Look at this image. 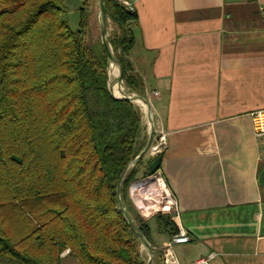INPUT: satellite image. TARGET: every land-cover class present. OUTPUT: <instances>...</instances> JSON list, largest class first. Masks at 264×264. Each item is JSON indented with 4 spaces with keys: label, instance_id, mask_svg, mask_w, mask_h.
<instances>
[{
    "label": "trees",
    "instance_id": "16d2710c",
    "mask_svg": "<svg viewBox=\"0 0 264 264\" xmlns=\"http://www.w3.org/2000/svg\"><path fill=\"white\" fill-rule=\"evenodd\" d=\"M67 1L0 0V263L61 264L69 251L79 264H147L117 195L143 151V114L112 95L103 43L87 46L91 0H83L76 32L65 19ZM105 2L121 28L112 45L123 80L137 90L128 61L137 13ZM143 163L124 176L121 200L157 249L151 222L128 201ZM154 223L162 234L178 232L170 216Z\"/></svg>",
    "mask_w": 264,
    "mask_h": 264
},
{
    "label": "crops",
    "instance_id": "0c3cea01",
    "mask_svg": "<svg viewBox=\"0 0 264 264\" xmlns=\"http://www.w3.org/2000/svg\"><path fill=\"white\" fill-rule=\"evenodd\" d=\"M120 1L137 13L128 61L140 83L122 85L151 103L154 136L167 134L158 179L191 238L174 248L177 261L264 264V137L254 125L264 112V0ZM143 112L142 150L152 129ZM143 160L142 174L151 159ZM142 174L128 193L139 216ZM152 239V264H162L155 253L170 236L155 225Z\"/></svg>",
    "mask_w": 264,
    "mask_h": 264
},
{
    "label": "built area",
    "instance_id": "2783aa9c",
    "mask_svg": "<svg viewBox=\"0 0 264 264\" xmlns=\"http://www.w3.org/2000/svg\"><path fill=\"white\" fill-rule=\"evenodd\" d=\"M130 11H134L132 5L128 2L121 1ZM264 16V10L262 12ZM158 96V93L154 94ZM255 133L257 137H264V112H259L254 116ZM154 129L153 126L150 125ZM167 148V134L164 131H159L157 136H154L152 145L147 152V157L151 161L164 154ZM159 172L153 176L148 177L147 180L137 184L138 200L136 202L137 209L141 216L148 220L153 216L159 214H172L173 219L178 218L176 204L172 201V196L166 186H162V182L158 179ZM178 232L170 237L169 241L164 245L161 255L162 264H179L174 254V248L179 245L189 244L191 238L184 228L177 224ZM213 256L208 258H200L193 262V264H209Z\"/></svg>",
    "mask_w": 264,
    "mask_h": 264
},
{
    "label": "rangeland",
    "instance_id": "374dc122",
    "mask_svg": "<svg viewBox=\"0 0 264 264\" xmlns=\"http://www.w3.org/2000/svg\"><path fill=\"white\" fill-rule=\"evenodd\" d=\"M83 4H84L83 0H68L65 4V11H66L65 12V19L69 23L71 30L74 32L78 31L79 27H80L81 9L84 7ZM101 5H102L101 0H91L87 7L85 5V14L87 16V20H88V24H89V28L87 30L86 42H87V46L90 48H92L94 45L98 44L99 42H102L103 21H102V15H101ZM106 34H107L108 41L110 42V44L112 46L114 54L119 55L120 52L118 50L114 49V46L112 45V43L114 42V40L117 37L120 36L121 28L109 19L108 24H107ZM113 66L116 69L117 64L114 63L110 67V75H111V79H112V80H110V83L113 86L112 90L115 89L116 92H114V93L116 95H118V94L123 95L126 93L125 89H124V86L126 85V83L124 81V86L117 83V81L115 80V78H116L115 76H117L118 70L116 69V72H114L115 74H113V72H112ZM134 104L140 108V110L144 116V112H143L144 110H143L142 106H140V104L135 103V102H134ZM148 130H149V126L147 124L146 125V131L148 132ZM161 215L170 216V218H172V220L174 221L172 214L164 213ZM151 225H152L153 231H155V224L151 223ZM176 226H177V224H176ZM141 249H142V247H141ZM145 260L148 262V257L146 255H145ZM0 264H6V263L2 262ZM61 264H79V263L77 260H75L73 257H71L69 255V251H67L62 255Z\"/></svg>",
    "mask_w": 264,
    "mask_h": 264
},
{
    "label": "water",
    "instance_id": "95a60500",
    "mask_svg": "<svg viewBox=\"0 0 264 264\" xmlns=\"http://www.w3.org/2000/svg\"><path fill=\"white\" fill-rule=\"evenodd\" d=\"M101 4H102L101 5V15H102V21H103L102 43H103V46H104V48L106 50V53H107V56H108L110 64L116 63L119 66V76L117 78V83L122 85L123 81H124L123 80L124 71H123L122 66L120 65L119 61L117 60V58H116V56H115V54L113 52L112 46H111L110 42L108 41L107 34H106L107 24H108V20L109 19H108V11H107V6H106L105 0H101ZM109 78H110V76H109ZM112 87H113L112 84L109 82V89H110V91H111V93L113 95ZM115 98H117V97H115ZM117 99H127V100L132 101L133 103L136 100L140 99L143 102L144 106H146V108H147V117H149V119L152 122V126H153L152 106H151V103L147 99H145L143 97L135 96V95H126V94L123 97H119ZM153 139H154V130L152 128L151 129L150 138H149V141H148V144H147L146 148L139 154V156L131 163L129 168L125 171V173L123 174V177L120 180V182L118 184V187H117V195H118V201H119L120 209L122 210V212H123L128 224H129V226L131 227V229L133 230V232L135 233V235L139 239L141 247L143 249L147 250L150 253V255H151V258L147 262V264H152V260H153V257H154L155 249L145 239V237L137 230V227H136V225L134 223V220L132 219V217L128 213L126 207L124 206V204H123V202L121 200V186H122L123 178L126 175V173L128 171L132 170L133 168H135L146 157L147 152L149 151V149H150V147L152 145ZM162 162H163V155H161V156L157 157L155 160H153L152 163L150 164V166L148 167L147 176L148 177L155 176L160 171L161 166H162Z\"/></svg>",
    "mask_w": 264,
    "mask_h": 264
},
{
    "label": "bare ground",
    "instance_id": "6f19581e",
    "mask_svg": "<svg viewBox=\"0 0 264 264\" xmlns=\"http://www.w3.org/2000/svg\"><path fill=\"white\" fill-rule=\"evenodd\" d=\"M111 66H112V64H110V66H109V76H110V80H112V79H111V75H110V67H111ZM116 69L118 70V72H117V76H115V77H116L115 80L117 81V78H118V76H119V66H118V64H117ZM116 69H115L114 66L112 67V72H113V74H115L114 72H116ZM112 92H113V95H114L115 97H117V98H119V97H123V96L125 95V94H123V95H116V94L114 93V92H116L115 89L112 90ZM135 103L140 104V106H142L143 110H144V111L146 112V114H147V108H146V106H144L143 102H142L140 99L136 100ZM149 125L152 126V122H151V120L149 121Z\"/></svg>",
    "mask_w": 264,
    "mask_h": 264
}]
</instances>
